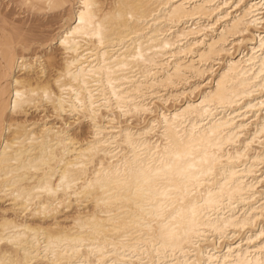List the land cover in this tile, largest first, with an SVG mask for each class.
<instances>
[{
  "label": "bare ground",
  "instance_id": "6f19581e",
  "mask_svg": "<svg viewBox=\"0 0 264 264\" xmlns=\"http://www.w3.org/2000/svg\"><path fill=\"white\" fill-rule=\"evenodd\" d=\"M19 2L0 264H264V0Z\"/></svg>",
  "mask_w": 264,
  "mask_h": 264
},
{
  "label": "rangeland",
  "instance_id": "374dc122",
  "mask_svg": "<svg viewBox=\"0 0 264 264\" xmlns=\"http://www.w3.org/2000/svg\"><path fill=\"white\" fill-rule=\"evenodd\" d=\"M24 7L19 0H0L1 14L23 26L29 33L48 34L57 25L56 19L58 18L57 15H54L55 13L43 15L37 12H29Z\"/></svg>",
  "mask_w": 264,
  "mask_h": 264
}]
</instances>
